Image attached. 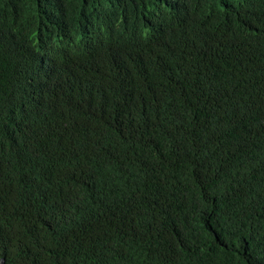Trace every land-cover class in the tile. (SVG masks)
I'll list each match as a JSON object with an SVG mask.
<instances>
[{"label": "trees", "instance_id": "obj_1", "mask_svg": "<svg viewBox=\"0 0 264 264\" xmlns=\"http://www.w3.org/2000/svg\"><path fill=\"white\" fill-rule=\"evenodd\" d=\"M2 257L264 264V0H0Z\"/></svg>", "mask_w": 264, "mask_h": 264}, {"label": "water", "instance_id": "obj_2", "mask_svg": "<svg viewBox=\"0 0 264 264\" xmlns=\"http://www.w3.org/2000/svg\"><path fill=\"white\" fill-rule=\"evenodd\" d=\"M0 264H6V260L4 257L0 258Z\"/></svg>", "mask_w": 264, "mask_h": 264}, {"label": "bare ground", "instance_id": "obj_3", "mask_svg": "<svg viewBox=\"0 0 264 264\" xmlns=\"http://www.w3.org/2000/svg\"><path fill=\"white\" fill-rule=\"evenodd\" d=\"M165 160V159H164Z\"/></svg>", "mask_w": 264, "mask_h": 264}]
</instances>
